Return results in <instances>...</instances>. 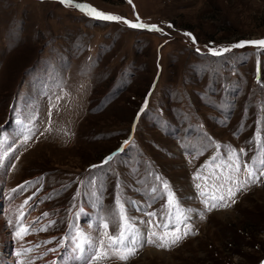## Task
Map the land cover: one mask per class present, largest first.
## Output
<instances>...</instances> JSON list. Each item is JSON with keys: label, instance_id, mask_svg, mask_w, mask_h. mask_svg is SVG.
<instances>
[{"label": "rangeland", "instance_id": "374dc122", "mask_svg": "<svg viewBox=\"0 0 264 264\" xmlns=\"http://www.w3.org/2000/svg\"><path fill=\"white\" fill-rule=\"evenodd\" d=\"M75 2L121 19L60 0H0V263L52 264L71 222L107 245L117 197L143 233L153 229L139 221L157 222L148 212L169 223L155 231H170L167 182L188 217L181 233L191 232L167 248L138 244L127 261L106 248L93 264H264V176L235 203L226 189L236 185L214 178L229 149L258 170L264 158V47H231L264 40V0ZM221 194L231 206L208 211ZM21 214L32 252H19L10 222Z\"/></svg>", "mask_w": 264, "mask_h": 264}, {"label": "snow or ice", "instance_id": "6c2138e0", "mask_svg": "<svg viewBox=\"0 0 264 264\" xmlns=\"http://www.w3.org/2000/svg\"><path fill=\"white\" fill-rule=\"evenodd\" d=\"M60 2L66 6H74L82 11H88L92 14H94L96 17L104 20H120L121 18L118 16H113L109 14H105L101 11L96 10L94 7L82 4V3H76L75 0H60ZM132 27H140L144 28L146 27L144 24H132ZM155 28V26H152ZM244 44H253V45H260L261 47H264V40L259 41H244L239 42L237 44L232 45L233 48H239L243 47ZM228 49H225L227 51ZM218 54V53H214ZM50 130V129H49ZM30 137L26 136L25 140L27 141ZM125 144L128 143V141L124 142ZM123 147L119 149L118 151H123ZM244 150H239V153H243ZM239 153H237L234 149H229L227 153V161H231L230 163L225 162L223 165H217L218 168H226L227 173H223L220 176H214L216 180H223L225 183L234 184L236 185L235 190H233L232 187H228L226 189L228 200H231V203H235V200L233 197L236 196L237 192H240L244 190L248 186V181L251 180L253 183L257 182L261 176H264V158H262L259 161V170L257 169V161L255 157L251 158V163L248 161H244L241 163ZM116 155V153L111 154L110 156L106 157L105 160L102 162L103 164L109 163L113 157ZM216 158H213V161ZM100 165V166H102ZM97 165H93L92 167H100ZM241 171L245 172L247 174V179L241 181L239 178V174ZM197 179H200L199 172L196 176ZM159 179V177H157ZM205 180L208 179V177H204ZM201 186L198 184L197 188H200ZM220 188L224 187V184L222 183ZM163 188L167 190V200L166 204L168 207V221L170 222L172 220V210L175 209L177 215L176 220L178 223L170 230L165 231L163 234H159L157 231H155L156 228L163 227L165 229L169 228V223H164L161 225L159 223L160 217L157 216V213L155 212H148L146 213L149 217H156L157 222L153 224L152 220L148 221H139L138 223H146L148 225H151L152 229L150 232V235L146 233H141L140 230L136 227L137 222L133 221L130 217L126 216L125 214V208L124 205L120 202L119 197H117V204L119 205V217H120V223H119V230L117 232L109 233L108 231L105 232V236L108 239V244L105 245L103 240L96 241L91 237L85 236L83 233L79 234H73L70 237H67L71 244H72V257L70 264H93V262L98 261L101 258H107L108 253L106 251V248L111 249L112 253L116 255L120 260L127 261L131 256H134L137 253V245L140 244V246H143L144 243L152 244L158 248H167L170 245L177 244L180 240H182L185 236H187L191 232V228H187L186 231L181 233V228L179 226V222L185 221L188 219V217L184 214V211H182L179 207V202L175 197L174 192L169 187L167 182L163 183ZM155 191V189H153ZM201 195H205L204 192H201ZM213 203L209 204L208 200H205L204 203L207 207L208 211H211L214 208H217L218 206L220 208L230 207L231 205L226 201L225 196L223 194L219 195L218 197L216 195H213L211 197ZM27 203V201H25ZM188 212H191L193 210L188 209ZM44 216H47L48 213H43ZM201 218H203V213L200 214ZM104 228L107 230L109 229V224L105 223ZM46 230V229H41ZM29 232V228L26 226H20L19 229L16 232V235L19 239L23 240L24 236L27 235ZM194 234V233H192ZM155 238V239H153ZM159 240L160 243L157 244L156 241ZM62 246H63V242ZM25 251H31V249H25ZM55 251V249H53ZM17 255H20L18 252ZM23 264V262H21Z\"/></svg>", "mask_w": 264, "mask_h": 264}, {"label": "bare ground", "instance_id": "6f19581e", "mask_svg": "<svg viewBox=\"0 0 264 264\" xmlns=\"http://www.w3.org/2000/svg\"><path fill=\"white\" fill-rule=\"evenodd\" d=\"M1 168V167H0ZM3 172V171H2ZM4 173V172H3ZM12 192H15V191H12ZM11 192V193H12ZM10 193V194H11ZM17 192H15V193H13L11 196H14L15 194H16ZM22 199H24V198H22ZM12 204V203H11ZM35 204V203H34ZM31 206V205H30ZM27 207H29V206H27ZM26 210V209H25ZM24 210V211H25ZM16 212H14V211H12V214L14 215ZM17 213H18V211H17ZM16 213V214H17ZM22 213V212H21ZM26 213V212H25ZM30 213V212H29ZM26 215H28V214H26ZM25 216H24V214H21L18 218H15V219H12L10 222H11V224H12V227L13 228H16L17 227V229H16V231L15 230H13V232H14V234L17 232V230L19 229V227L20 226H26V227H28V222H26V221H24L23 220V218H24ZM32 220V219H31ZM10 224V223H9ZM3 226H4V221H3V219L2 218H0V229L3 231ZM81 226H84V225H81ZM143 227V226H142ZM142 227H137L139 230H140V232L141 233H143V230H141L140 228H142ZM29 228V227H28ZM34 228V227H33ZM31 229V228H30ZM73 225H72V222L71 223H69V227H68V230H67V235L65 234V236H63L62 237V240L61 241H63V239L66 237V236H68V237H70V236H72L74 233H73ZM1 231V232H2ZM4 234V233H3ZM29 235H30V233H29ZM3 237V236H2ZM24 241L26 240V243L23 245V241L22 240H19L18 241V244L20 245V246H22V250L21 249H19V252H21V251H25V249H27V248H31V250H35V247H36V245L34 244V243H29L30 242V240H27L26 238V235L24 236ZM67 240V239H66ZM5 241V240H4ZM3 242V241H2ZM68 243V242H67ZM8 244V243H7ZM18 245V246H19ZM67 248H69L68 249V251L65 253L63 250L64 249H67ZM64 249L62 250V251H57V253H58V255L56 256V258H55V260H53V263L52 264H70V261H71V257H72V255H73V253H72V251H71V249H72V244H71V242L69 241V243L65 246V243H64ZM32 252V251H31ZM154 252H156V253H159V252H157V251H154ZM65 253V257L63 258V259H58L57 257H60L61 255H63ZM34 256V255H33ZM62 257V256H61ZM22 258V256L21 255H19V259H21ZM1 259H4V257H3V253H2V251L0 250V260ZM36 259V258H35ZM4 261V260H3ZM0 264H2V263H0ZM14 264V263H13ZM19 264H21V262L19 263ZM24 264V263H23ZM34 264V263H33ZM35 264H39V262H36Z\"/></svg>", "mask_w": 264, "mask_h": 264}]
</instances>
